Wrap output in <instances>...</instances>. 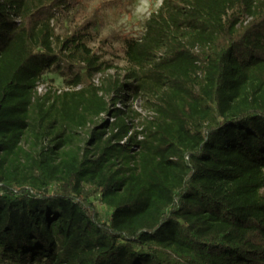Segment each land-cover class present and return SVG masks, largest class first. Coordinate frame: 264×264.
I'll use <instances>...</instances> for the list:
<instances>
[{
  "label": "trees",
  "instance_id": "16d2710c",
  "mask_svg": "<svg viewBox=\"0 0 264 264\" xmlns=\"http://www.w3.org/2000/svg\"><path fill=\"white\" fill-rule=\"evenodd\" d=\"M96 27L0 0V155L29 140L23 172L0 156V264H264V0H163L124 73ZM46 73L70 89L40 97Z\"/></svg>",
  "mask_w": 264,
  "mask_h": 264
},
{
  "label": "rangeland",
  "instance_id": "374dc122",
  "mask_svg": "<svg viewBox=\"0 0 264 264\" xmlns=\"http://www.w3.org/2000/svg\"><path fill=\"white\" fill-rule=\"evenodd\" d=\"M82 5L87 14H95L97 17V27L95 28V35L97 40L92 43V47H97L103 40H107L108 45L103 46V49L109 53L104 59L110 60L113 67L109 69V73H124L127 69V64L124 59V55L120 52V48L126 39L140 38L145 32L146 21L150 15L158 10L161 6L160 0H82ZM67 22L61 20L58 23L57 31L60 33L67 27ZM101 75H97L95 81L99 84ZM68 88L62 77L55 73H46L44 75V81L37 88L38 95L44 97L50 90H57L59 93L68 91ZM140 102L134 103V108L142 112L145 116L147 111H143L139 106ZM120 106V105H119ZM74 108L70 107L68 113L70 116V122L76 125L79 132V138L83 139L89 132V129L93 126L88 122L86 112L79 115H73ZM105 115L102 114L100 118ZM112 121V120H111ZM135 125L139 126V119L135 120ZM139 128V127H138ZM66 142L65 149L70 146ZM29 149V140L22 138L21 142L14 151L8 154H1V158L5 162L4 172L8 177L15 171L17 165H19V172H23L27 166L24 152ZM57 162L61 163V169L64 172L69 170V158L66 153L61 152L57 156ZM53 188L61 191L62 188L54 186ZM101 214L103 221H109L111 212L108 208L104 207L98 197H93Z\"/></svg>",
  "mask_w": 264,
  "mask_h": 264
},
{
  "label": "clouds",
  "instance_id": "9594fccd",
  "mask_svg": "<svg viewBox=\"0 0 264 264\" xmlns=\"http://www.w3.org/2000/svg\"><path fill=\"white\" fill-rule=\"evenodd\" d=\"M160 3L162 4L163 3V0H160Z\"/></svg>",
  "mask_w": 264,
  "mask_h": 264
}]
</instances>
